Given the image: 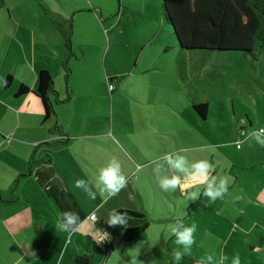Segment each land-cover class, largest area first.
<instances>
[{
  "label": "crops",
  "instance_id": "obj_1",
  "mask_svg": "<svg viewBox=\"0 0 264 264\" xmlns=\"http://www.w3.org/2000/svg\"><path fill=\"white\" fill-rule=\"evenodd\" d=\"M4 1L0 9L6 7L8 16L1 13L0 20H8V27L0 25L4 33L0 41V264H71L81 254L93 257L94 264H148L151 255L156 256V264H166L161 256L167 252L168 236H174L171 228L195 219L198 212L203 216L206 209L207 214H219L242 229L245 240L257 238V247L250 246L263 254L264 157L260 155L264 156V145L256 144L252 137L257 135L251 134L241 149L236 148L234 137L242 139L235 122L225 117L226 128L221 125L219 107H226L225 98L192 88L190 72L187 76L176 72L165 81L155 76L157 64L147 62L141 69V57L125 73L113 72L107 64L103 70L101 48L106 37L100 19L88 10L85 0L75 1V6L72 0H45L42 7L60 35L46 28L26 27L18 9L20 0ZM82 8L93 20L97 41L102 44L89 53L75 41L79 19L75 14L84 11H79ZM81 25L78 33L86 37ZM164 27L162 21L160 33ZM165 44L166 53L179 54L171 57L174 65L183 57L202 59L178 49L169 33ZM111 51L110 46L105 60ZM43 70L53 79L50 99L56 111L47 120L36 94ZM141 75H146L145 83L137 80ZM180 76L185 78L187 94L179 85ZM8 77L11 83L7 87ZM108 81L115 87L112 93ZM23 85L30 91L17 97ZM230 103L235 117V102L231 99ZM195 104L208 105L204 118L193 109ZM214 112L219 116L215 123L210 121ZM246 119L243 130L250 133L254 124L250 112ZM166 154L184 155L189 166L208 160L213 165L209 180L216 177L215 189L222 179L229 180L226 202L204 195L207 182L182 179L183 192L179 187L175 192L163 191L154 162L163 163ZM113 159L121 164L127 183L119 193L108 196L95 184L100 170ZM161 174L184 175L167 165ZM80 179L96 192L95 200L75 187ZM192 191L200 192L196 201L185 198ZM120 210L143 215L127 216V228L147 225L127 249L122 240L127 228L110 227L106 222L113 211ZM235 210L242 215L236 216ZM63 212L79 215L82 223L77 232L55 229ZM93 214L95 223L89 218ZM101 230L109 233L110 245L98 242ZM171 255L173 264L174 253Z\"/></svg>",
  "mask_w": 264,
  "mask_h": 264
},
{
  "label": "rangeland",
  "instance_id": "obj_2",
  "mask_svg": "<svg viewBox=\"0 0 264 264\" xmlns=\"http://www.w3.org/2000/svg\"><path fill=\"white\" fill-rule=\"evenodd\" d=\"M47 1L49 2L50 0ZM75 1L79 0H72L70 2L74 3L75 6ZM85 1L88 10H92L100 19V27L103 29L104 36L106 37V44L101 48L104 50L101 62L103 70L107 64L106 66L111 68L113 72L117 70L118 72L125 73L133 68L136 65L137 59L141 57L139 67L143 69L147 62L157 64L159 70L155 76H160L165 81L169 80L176 72H181L185 76L190 72L192 88L207 95L210 94L212 97L217 98L221 96L225 98L227 105L224 108L219 107V114H221L223 120L226 117L228 121H234L239 131L245 127L243 121L247 122L246 113H251V120L254 123L252 131L250 133L246 132L247 134L241 138L242 141L234 137L236 140L243 143L250 139L251 134L255 132L259 133L260 129H264V73L262 72L264 69V57L258 56L256 59L252 56L246 57L243 52H228L223 56L224 54L221 55L217 52L199 51L193 55L202 57L201 60H191L189 57H183L174 65L171 57L179 54L177 52L166 53L165 41L169 32L164 27V31L160 33L162 11L158 0ZM44 2L45 0H20L21 7L18 9L25 17L26 27L30 26V28L33 27L34 29L46 28L51 32L59 34L58 28L47 17V10L42 7ZM70 2L68 1L69 4H71ZM85 9L82 8L79 11H84L75 14V17L79 16L75 24V41L81 44L87 50L86 52L89 53L92 49L102 47V44L97 41L99 33L96 30V26L92 25L93 20L89 13H86L87 10ZM1 13L4 16L7 15V8H1ZM15 16L19 17L17 13H15ZM7 21L5 19L3 21L0 20V25L8 27ZM79 25L86 29V37H84L83 33H78ZM9 28L13 32V28L10 26ZM2 34L4 33L0 29V41L4 40V35ZM93 38H95V42L92 46ZM110 46L112 51L109 52L105 60V54L109 51ZM111 70L109 71L111 72ZM103 73L105 74V72ZM193 73L194 76L192 75ZM128 79L125 77L123 80L127 82ZM137 80L145 83L147 80L146 75L138 76ZM184 81L185 78L180 76L179 85L183 89V92L187 94V86ZM227 99L229 100L227 101ZM231 99L235 102L237 109L235 117L233 105L230 103ZM210 108L212 112L215 104L212 103ZM210 121L214 123L218 122L219 116L214 112L212 117H210ZM224 123L225 120L221 125L223 128H226ZM259 137L261 140H264V135H259ZM252 139L257 140L256 137H252ZM258 141L256 144H259ZM261 151H259L260 154ZM260 156L264 157L263 155ZM224 198L225 196L219 198V201L225 203ZM206 211L207 209L203 216L198 212L195 219L192 218V220L184 224L185 226H191L193 223L197 224V231L194 234L195 243L190 249V254L183 251L184 245H177L175 243V235H169L165 246L167 252L161 256L162 261L165 260L166 264H172L169 258L172 256L171 254L181 251L182 258L179 264H220L222 255L227 257L224 264H232V259L237 255L240 257L241 264H264V251L262 254L252 250L253 248L250 246L253 243V247H257V238L254 241L249 238L245 240L242 234L244 232L241 231L242 229L236 227L235 224L227 222L219 214V216L213 217V214H207ZM233 213L239 216L240 212L235 210ZM246 235L249 236L248 233ZM261 245L264 249V244ZM208 256L212 257L211 261L207 259ZM155 260L156 256H149L148 264H156Z\"/></svg>",
  "mask_w": 264,
  "mask_h": 264
},
{
  "label": "trees",
  "instance_id": "obj_3",
  "mask_svg": "<svg viewBox=\"0 0 264 264\" xmlns=\"http://www.w3.org/2000/svg\"><path fill=\"white\" fill-rule=\"evenodd\" d=\"M158 3L161 6L162 21L181 51L194 54L199 51L217 52L221 55L243 52L246 57H264V0H158ZM4 4L5 1L0 0V7ZM10 83L11 77H8L7 87ZM38 84L36 94L42 100L44 118L47 120L56 116L50 99V93L54 89L51 74L41 71ZM29 91V87L23 85L19 88L17 97L26 95ZM193 109L204 118L208 105L195 104ZM116 212L134 218L143 217L142 214L131 210ZM146 227L147 225L127 228L122 238L124 249H127ZM94 263V258L87 254L78 255L71 262Z\"/></svg>",
  "mask_w": 264,
  "mask_h": 264
},
{
  "label": "clouds",
  "instance_id": "obj_4",
  "mask_svg": "<svg viewBox=\"0 0 264 264\" xmlns=\"http://www.w3.org/2000/svg\"><path fill=\"white\" fill-rule=\"evenodd\" d=\"M260 132H264V129H260ZM257 140L261 145H264V140H261L259 135H257ZM236 148L239 150L243 147L241 141H235ZM163 163L160 161H156L154 172L157 176V180L160 188L165 192H175L179 187L180 191L183 192L185 189V184L182 183V179L184 181H194L196 183H206L207 189L204 191V195L206 197H211L213 200H216L217 197L223 198L224 195L228 192V184L229 180L222 179L220 181L219 189H215L213 187V183L216 177H213L209 180V173L213 168V165L208 160H199L195 163H192L189 166V161L184 155L176 154H166L163 157ZM165 165L171 170H175L176 172L184 174L183 177L180 175H162V171L165 169ZM127 180L125 175L122 174L121 164L116 163V159L112 160L107 167L102 168L98 174V178L96 181V188L100 189L101 194L105 192L108 196L115 195L121 191L126 186ZM75 187L81 189L90 199H96V192L93 191L85 180L80 179L75 181ZM200 196L199 191H192L187 193L185 197L188 200L196 201ZM92 219H95L94 214L92 215ZM107 224L110 227H114L117 225H122L123 228H127L128 219L127 215L124 213H118L113 211L108 219L106 220ZM81 220L78 214L74 215L72 213L63 212L59 218L57 219L54 227L57 231L66 232V233H74L79 230L81 225ZM179 228H183V230H179ZM197 231V224L193 223L191 226H185L183 223H178L176 226L171 228V232L175 235V243L177 245H184V252L190 254V249L195 243L194 234ZM109 234L104 230H101V239L98 242L105 241L109 238ZM207 259L209 261L212 260L211 256H208ZM227 259L226 256H221L220 264H224V261ZM181 260V251H176L174 253L173 264H179ZM232 264H241V260L239 255L235 256L232 259Z\"/></svg>",
  "mask_w": 264,
  "mask_h": 264
},
{
  "label": "built area",
  "instance_id": "obj_5",
  "mask_svg": "<svg viewBox=\"0 0 264 264\" xmlns=\"http://www.w3.org/2000/svg\"><path fill=\"white\" fill-rule=\"evenodd\" d=\"M108 83H109V89H110V92L114 91V90H115L114 85H111L109 81H108ZM243 123L245 124L244 121H243ZM239 133H240L241 138L244 137V136L246 135V132H245L243 129L240 130ZM253 134H254V135H264V132H259V133L255 132V133H253ZM94 216H95V219H92V216L89 217L90 220H91V222H93V223H95V221H96V215L94 214ZM105 232L108 233L107 231H105ZM108 234H109V233H108ZM109 236H110V235H109ZM100 239H101V236L99 237L98 240L100 241ZM107 242H108V239L105 240V241H102V242H100V243H102L103 245H106Z\"/></svg>",
  "mask_w": 264,
  "mask_h": 264
},
{
  "label": "flooded vegetation",
  "instance_id": "obj_6",
  "mask_svg": "<svg viewBox=\"0 0 264 264\" xmlns=\"http://www.w3.org/2000/svg\"><path fill=\"white\" fill-rule=\"evenodd\" d=\"M245 124H246V122H245Z\"/></svg>",
  "mask_w": 264,
  "mask_h": 264
}]
</instances>
